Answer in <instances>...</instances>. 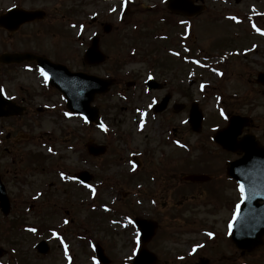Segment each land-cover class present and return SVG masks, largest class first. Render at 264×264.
I'll list each match as a JSON object with an SVG mask.
<instances>
[{"label":"rangeland","instance_id":"1","mask_svg":"<svg viewBox=\"0 0 264 264\" xmlns=\"http://www.w3.org/2000/svg\"><path fill=\"white\" fill-rule=\"evenodd\" d=\"M197 1L205 11L183 19L167 10L166 0H48L47 8L55 5L58 9L55 27L67 33L42 35L43 48L55 50L58 60L72 71L86 70L100 78L112 74L116 84L94 103L106 131L89 127L81 117L68 116L63 96L49 90L35 73L15 72L17 79L4 84L7 94L22 101L28 114L19 124L13 118L0 120V139L4 140L0 176L12 203L8 218L0 213V264H97L96 244L104 248L112 264H124L137 246L132 214L158 221L157 234L167 236L165 244H175L174 250L180 252L207 241L212 230L225 234L228 213L224 206H233L234 189L227 192L223 183L219 193H208L218 182L181 188L178 179H167L163 172L168 176L183 172L180 182L193 171L213 174L218 181L225 156L218 155L208 136L225 126V117L232 113H247L255 122L258 116L264 117V88L256 83L257 75L264 72V52L248 51L253 43L264 44V30L254 36L249 28L252 20L256 28L264 29V0ZM67 10L74 11L70 26L61 18ZM163 18H169L170 24L161 23ZM182 19L190 36L182 34ZM106 24L113 28L109 35L103 33ZM96 32L108 61L90 67L82 54ZM4 39L0 34V41ZM27 45L35 47L33 41ZM115 65L120 66L118 75ZM209 66L216 72H209ZM149 74L167 82L168 92L178 101L190 104L188 97H178L180 88L200 103L205 116L200 136L180 125L186 114L175 120L177 132L192 149L163 144L167 125L160 123L165 120L160 116L146 120L145 131H139L140 111L147 109L152 97L161 96L160 92L139 93ZM128 82L141 87L128 89ZM88 142L106 146L107 153L91 158ZM34 154L42 157L35 160ZM135 154L141 155L144 167L134 173L131 159ZM81 171L93 176L89 185L76 182ZM216 195L223 197V205L217 204ZM29 228L36 231L31 233ZM42 240L51 248L46 256L35 250Z\"/></svg>","mask_w":264,"mask_h":264},{"label":"flooded vegetation","instance_id":"2","mask_svg":"<svg viewBox=\"0 0 264 264\" xmlns=\"http://www.w3.org/2000/svg\"><path fill=\"white\" fill-rule=\"evenodd\" d=\"M47 2L48 0H0V18H4L5 21L4 27H0V34L6 37V39L0 41V55L28 53L39 58H45L54 64L61 63L55 50L43 48L40 43L42 35L51 32L55 33L58 28V26H56L57 28L55 27L58 19L56 16L57 6L54 5V7L47 8L49 6ZM61 16H64V20L67 19L66 14ZM28 40L33 41L34 48H29L27 45ZM262 47L264 49V45ZM25 67L31 68L34 73L36 71L39 72V66L36 62H25L15 65L0 64V68H2L0 80L4 83L10 80L14 81L16 79L14 73L18 71L24 72ZM165 97L169 99V106L165 113L168 114L169 120L175 119L177 116L175 106L180 104V102H176L171 94H167ZM183 101L186 100L183 99ZM176 132L177 128L173 127L172 140L177 139L175 142H181L180 140L183 138ZM243 135L253 136L255 147L264 149V126L257 125L254 120H251L250 127L243 131ZM165 146L168 147L167 145ZM228 155L231 157L230 161H234L240 159L243 153L240 149H237L236 153H229ZM139 163L141 166V161ZM143 167L141 166V169L136 171H141ZM163 174L166 175L167 179L172 177L180 180L183 172H173L170 176L167 175L168 172H163ZM181 183L185 185L184 180ZM224 185L227 192L233 191L231 184L224 183ZM229 207L227 206L226 209L232 221L236 209L233 206ZM166 237L165 235L156 236L148 245L149 250L156 257L157 264H264V235L260 243L252 247V249H249V244H247V248L241 250L234 243L232 234L217 235L210 242H206L204 248H198V246L192 257H188L185 252L174 250L173 246L175 244L171 246L165 244L166 241L164 240ZM246 241L248 243V237H246ZM218 243L221 244L218 245Z\"/></svg>","mask_w":264,"mask_h":264},{"label":"water","instance_id":"3","mask_svg":"<svg viewBox=\"0 0 264 264\" xmlns=\"http://www.w3.org/2000/svg\"><path fill=\"white\" fill-rule=\"evenodd\" d=\"M185 3L187 11H190L189 0H170V8L177 10L180 5ZM31 59L27 56H15L9 59L11 61H22L23 59ZM104 56L99 52L98 40H94L93 46L85 55V61L89 64L100 63L104 61ZM39 63H41L39 61ZM52 68H47L51 76V85L59 89L67 98L68 108L74 113H80L87 116L91 122H97L98 110L91 108L90 105L94 101L95 95L106 93L111 86V82L104 81L95 77L77 74L71 75L64 67L51 65ZM259 82L264 83V75L259 76ZM166 102H164V105ZM8 106L5 111L4 107ZM13 114H20V111H15L12 104L5 102L0 96V118L8 117ZM202 121L201 113L197 109H193L191 112V124L194 130H199ZM243 120L238 117H233L230 120L229 127L220 133L216 137V141L221 144L225 149H230L232 142L240 134V129L243 127ZM89 153L94 156L104 154L106 149L104 147H96L93 145L88 146ZM229 174L240 181L245 190V198L253 200L255 203L259 201L264 202V151H246V157L230 166ZM80 179L84 182H88L90 177L86 174L81 175ZM257 193L260 195L258 199H252L257 197ZM249 206L246 202L243 206V210ZM0 208L5 215L9 214L10 203L7 198L5 188L0 180ZM254 210V209H253ZM258 218L260 219L261 228L264 234V205L260 206L257 210ZM246 219V218H245ZM241 221H236L234 229L238 230L246 224L244 216L241 215ZM138 226L143 231L144 241L147 242L154 235L155 228L151 223L145 221H137ZM236 243L239 241L236 240ZM40 253L46 254L49 251L48 246L45 243H41L37 246ZM0 252V256H1ZM97 256L101 263L109 264L110 262L104 255L103 250L98 246ZM150 256L146 252H141L140 256L136 259L135 264H149Z\"/></svg>","mask_w":264,"mask_h":264},{"label":"snow or ice","instance_id":"4","mask_svg":"<svg viewBox=\"0 0 264 264\" xmlns=\"http://www.w3.org/2000/svg\"><path fill=\"white\" fill-rule=\"evenodd\" d=\"M233 19H235V18H233ZM40 72H41V74L45 77V78H47V76H48V74L43 70V69H40ZM223 114V113H222ZM101 127H104L103 125H101ZM107 129L105 128V131H106ZM62 176H63V174H62ZM240 191H241V193L243 194V191H244V189H243V186H241L240 187ZM65 223H67V221H65ZM30 231H36L35 229H30Z\"/></svg>","mask_w":264,"mask_h":264}]
</instances>
